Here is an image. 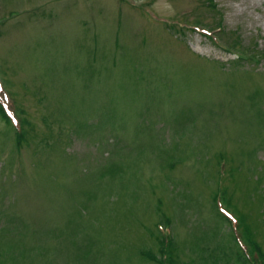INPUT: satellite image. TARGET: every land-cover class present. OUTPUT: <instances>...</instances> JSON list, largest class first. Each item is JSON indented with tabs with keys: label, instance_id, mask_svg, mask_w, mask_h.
Returning <instances> with one entry per match:
<instances>
[{
	"label": "rangeland",
	"instance_id": "rangeland-1",
	"mask_svg": "<svg viewBox=\"0 0 264 264\" xmlns=\"http://www.w3.org/2000/svg\"><path fill=\"white\" fill-rule=\"evenodd\" d=\"M0 95V264L264 252V0H0Z\"/></svg>",
	"mask_w": 264,
	"mask_h": 264
},
{
	"label": "trees",
	"instance_id": "trees-1",
	"mask_svg": "<svg viewBox=\"0 0 264 264\" xmlns=\"http://www.w3.org/2000/svg\"><path fill=\"white\" fill-rule=\"evenodd\" d=\"M208 1L211 2L212 0H208ZM206 3H207V0H206ZM237 56H238L239 59H242V54L240 52H237ZM0 120L3 123H6V124L11 126V121H10L8 115L6 114L5 110L1 106V104H0ZM21 123L25 124V125L29 124L26 119H23L21 121ZM16 134H17V136L19 135V133H16ZM17 145L20 146V139L19 138L17 139ZM247 230H248V228H247ZM247 233H249V231L246 232V230L244 229V234H245L244 235V239L249 244L248 245V256L245 257L246 255H244L240 250H238V248H237V250H235L233 248L234 251H233V249H231L232 250V256H233V259H232L233 263L232 264H264V252L262 251L261 247L257 243H254V244L251 243V241L253 242V240L251 239L250 236H248L249 234H247ZM231 238H232V236H231ZM156 239H158V240L156 241V245L155 246L158 248L159 256L157 258L153 259V258L149 257L148 254H146L145 251H139L138 252L139 257L141 259L146 260L147 262L151 261L154 264H165L166 260L163 257V254L166 251L164 249L165 246L163 244V240H161L162 237L160 238L158 236V238H156ZM233 244H235V243H233ZM228 247H229V243H228V246L224 245V244H219L218 245L219 249H225L226 250ZM228 257L230 258L231 255L228 254Z\"/></svg>",
	"mask_w": 264,
	"mask_h": 264
}]
</instances>
